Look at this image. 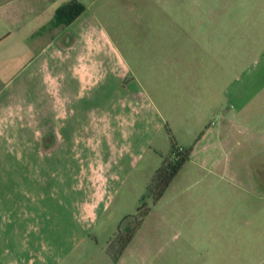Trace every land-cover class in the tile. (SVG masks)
<instances>
[{"label": "rangeland", "instance_id": "rangeland-1", "mask_svg": "<svg viewBox=\"0 0 264 264\" xmlns=\"http://www.w3.org/2000/svg\"><path fill=\"white\" fill-rule=\"evenodd\" d=\"M66 1L0 0V264H264L263 196L210 159L233 94L264 92V0H78L53 52ZM173 142L190 158L154 202Z\"/></svg>", "mask_w": 264, "mask_h": 264}, {"label": "crops", "instance_id": "crops-1", "mask_svg": "<svg viewBox=\"0 0 264 264\" xmlns=\"http://www.w3.org/2000/svg\"><path fill=\"white\" fill-rule=\"evenodd\" d=\"M56 1L59 0H46L50 6ZM59 8L54 9L53 17ZM57 32L54 27L47 32L48 47L59 53L61 50L54 44ZM254 93L251 96L243 91L233 94L234 101L228 113L222 114L217 128L211 131L214 145L210 159L212 169L214 167L213 176L241 193H256L264 198V92L255 90ZM257 95L260 96L259 105L251 107L250 103ZM111 172L117 186V181L122 179L121 174L116 170Z\"/></svg>", "mask_w": 264, "mask_h": 264}, {"label": "trees", "instance_id": "trees-1", "mask_svg": "<svg viewBox=\"0 0 264 264\" xmlns=\"http://www.w3.org/2000/svg\"><path fill=\"white\" fill-rule=\"evenodd\" d=\"M74 6H77L80 9H85V6L77 0L61 6V8L56 11L54 26H58L64 21L66 22L67 11L71 10ZM190 154V149L180 148L175 142H173L170 154L163 158L161 166L155 172L149 184L150 196L153 198L154 202L160 200L164 195L171 182L178 175L184 164L189 160ZM141 224L142 222L140 221L139 225L126 237L120 236L118 238L117 242H120L121 246L118 249L117 255L114 257L115 262H117L119 256H121L127 246L131 243L135 232L141 227Z\"/></svg>", "mask_w": 264, "mask_h": 264}, {"label": "flooded vegetation", "instance_id": "flooded-vegetation-1", "mask_svg": "<svg viewBox=\"0 0 264 264\" xmlns=\"http://www.w3.org/2000/svg\"><path fill=\"white\" fill-rule=\"evenodd\" d=\"M129 1L136 2L141 0H129ZM68 3H65L64 5ZM85 12H86V8L80 9L77 6H74L71 10L67 11L66 22L64 21L58 26H53L54 28L58 29V32L54 37V44L59 50L63 51L74 46L77 38L74 36L72 28L74 27L77 28L79 26L78 23L84 18Z\"/></svg>", "mask_w": 264, "mask_h": 264}]
</instances>
